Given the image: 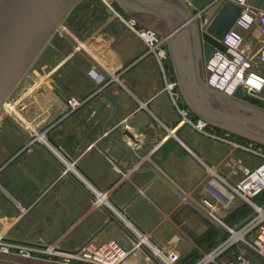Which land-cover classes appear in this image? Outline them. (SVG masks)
Wrapping results in <instances>:
<instances>
[{
  "label": "crops",
  "instance_id": "crops-1",
  "mask_svg": "<svg viewBox=\"0 0 264 264\" xmlns=\"http://www.w3.org/2000/svg\"><path fill=\"white\" fill-rule=\"evenodd\" d=\"M115 1L118 16L101 0L73 7L67 26L80 4L91 2L83 9L91 15L93 2L101 4L102 16L88 23L91 32L82 40L55 35L47 50L58 59L48 69H34L0 117V237L68 251L113 238L130 251L126 264H157L146 251L160 264H197L209 254L214 261L206 264H264L243 241L257 233L242 236L252 210L233 194L242 165L253 168L257 159L183 122L167 87L180 84L173 69L179 59L170 47L182 37L171 39L167 20L175 27L178 13L189 15L183 0H141L149 7L136 8ZM249 3L264 9V0ZM135 28L167 38L162 64ZM243 36L242 48L256 52L257 25ZM181 75L179 105L193 121L222 125L212 119L228 118V111L192 76ZM70 97L81 104L71 108ZM230 156L241 164L227 166ZM255 201L264 204V193ZM107 213L133 237L142 235L140 245L108 222ZM32 258L31 264H60L43 255Z\"/></svg>",
  "mask_w": 264,
  "mask_h": 264
},
{
  "label": "built area",
  "instance_id": "built-area-1",
  "mask_svg": "<svg viewBox=\"0 0 264 264\" xmlns=\"http://www.w3.org/2000/svg\"><path fill=\"white\" fill-rule=\"evenodd\" d=\"M221 1L236 3L242 7V10L233 27L228 30L221 40V43L226 47V51L222 52L215 49L209 58L204 60V82L210 89L230 97L240 87V100L242 102L264 110V71L257 69L258 65H264V9L250 5L248 0ZM206 9L196 12L201 30H204L209 22V19L204 15ZM130 25L135 27V22L131 21ZM254 25H257L260 46L256 52L248 53L242 48L244 42L243 32ZM136 31L145 41L148 53L155 55L162 64L167 55L164 48L167 38L157 35L151 29L138 28ZM93 72V70H90V73ZM93 77L101 79V81L104 79L103 75L96 72H94ZM167 87L183 122L189 123L214 139L229 144L232 150L242 151L257 159V164L253 168L242 165V176L233 187V194L252 210L248 223L241 228L242 236L252 230H257L252 240L243 238L246 249L264 260V204L255 202V199L264 193V145L249 139L239 138L231 131L213 125L204 119L200 118L193 121L190 118L189 110L179 105L180 94L177 91V82L171 81L167 84ZM68 104L74 109L81 104V100L70 97ZM1 113L3 115L7 114L4 108ZM130 144L137 145V143L132 142ZM226 163L230 168H234L235 164H241L240 160H235L233 156H230ZM204 205L212 208L207 200H204ZM137 236L138 239L135 238L138 241L135 244L136 246L140 245V240H143L142 235L137 233ZM14 249L19 250L20 253L13 252ZM26 250L27 254L30 251L43 252L49 256L48 259L57 261L60 264H126L130 253L117 239L113 238L102 242L89 240L72 253H63L49 246L47 250L29 247ZM26 250L18 245L8 244L0 248V251L20 255H25ZM210 261H214V258L209 254L197 264H206ZM225 264L251 263L245 259H240L230 260Z\"/></svg>",
  "mask_w": 264,
  "mask_h": 264
},
{
  "label": "water",
  "instance_id": "water-1",
  "mask_svg": "<svg viewBox=\"0 0 264 264\" xmlns=\"http://www.w3.org/2000/svg\"><path fill=\"white\" fill-rule=\"evenodd\" d=\"M79 1L81 0H0V113L6 101L12 97L21 83L25 80L31 81L29 76L31 69L44 51L51 45L57 33L63 34L68 40L73 42L72 39L63 32L62 26L73 7ZM117 1L126 8H136L135 5L149 7L141 0ZM181 3L184 9L189 12V15L178 13L179 22L175 27H173L168 20L167 23L169 24L172 40H177L178 34H180L182 38L184 36L189 41L192 66L191 76L194 82L204 92L215 96L217 99L227 101L243 113H252L258 117H264L263 109L240 100V87H238L233 96L230 97L210 89L205 84L204 78L198 73L199 54L203 60H206L215 49L222 52L226 51V47L221 43V40L228 30L233 27L242 7L233 2L221 0H183ZM204 8H207L204 15L209 19V22L205 29L201 30L199 28V18L196 16V12ZM192 9L194 10L193 12ZM176 43L175 46L177 47L178 42ZM196 45L197 48L199 47L197 50ZM174 48L175 47H170V50L172 58L176 60ZM174 65L180 81V86L183 88L185 84L176 61H174ZM212 120L221 124L232 123L236 126L238 125L242 129V135L252 134L264 137V133L257 132L232 117L216 118ZM215 125L218 126V124ZM218 127H220V125ZM127 133L130 134L129 132ZM41 149L44 150L43 148ZM157 176H159V174H157ZM107 216L108 222L116 223L134 242H138L111 214L107 213ZM0 241L40 250L48 249L46 245L15 241L4 237H0ZM55 250L63 253L74 252L59 248ZM146 252L151 259L157 264H160L150 252ZM0 260L20 264H31L35 262V258L30 256L3 251H0ZM38 262L40 264H47L42 261ZM0 264L2 263L0 262Z\"/></svg>",
  "mask_w": 264,
  "mask_h": 264
},
{
  "label": "rangeland",
  "instance_id": "rangeland-1",
  "mask_svg": "<svg viewBox=\"0 0 264 264\" xmlns=\"http://www.w3.org/2000/svg\"><path fill=\"white\" fill-rule=\"evenodd\" d=\"M101 1H102V4L107 8V10L111 11L113 15L118 16L119 13L117 11H119V8H118V4L115 0H101ZM254 1H261V0H254ZM249 2H250V0H248V3ZM93 3H94L96 10H94L92 15L87 12V9L83 10L84 7H87L89 4H91V2L83 4V5L80 4L81 6H79V8L75 11V13L68 20V22L70 24H68V26H67L66 25L67 22L63 23V26H62L63 27L62 30H64L63 32H65L66 34L68 33L67 35L69 37L75 36V38H77L79 40H82L83 38H85L91 32V30H90L91 26L88 25V23H90L91 21H94V20L97 21L102 16L101 11H103V10L101 8V4L99 5L95 2H93ZM193 11L194 10L192 9V12ZM71 27H73V28H71ZM56 37H57V39H59V37H62V36H60V34L57 33ZM47 49L44 51L42 56L38 59V61L35 63V65L31 69V71L29 73L30 78H32L31 72L34 69L39 70V68L43 65H46L47 66L46 69H48L49 66H51V64H53L58 59L54 53H52L51 51H49ZM165 66L167 67L168 63ZM26 85H28L27 80L23 81L21 83V85L19 86V88L16 90V92L12 95V97L6 101V104L4 106L5 107L4 110H6V113H9V111L6 109L7 106L9 104L13 105V103L15 102L16 98L18 97L19 93L23 90V88ZM216 101H217L216 103L218 106H221L222 108L226 109V111H228L227 113L230 114V116H227V117H232L234 119H237L243 125H246L247 127L254 129L257 132L264 133V117H262V116L258 117L252 113H249V114L243 113L241 110L237 109L236 107H234V105H231L227 101H224L221 99H217ZM16 111H18V110H16ZM4 116L5 115H3V113H0V117H4ZM32 124H33V122L30 124L27 123L28 126L32 125ZM220 126L225 128V129L230 130L232 133H234L237 136H241L245 139H249V140H252V141H255L257 143L264 145V137H259V136L252 135V134L251 135H242V133H243L241 131L242 129L238 125L236 126L232 123H226V124H222ZM246 209H247V207H246ZM6 245L7 244H5L4 242H0V248L5 247ZM13 252L20 253L19 250H17V249H14ZM25 253H26L25 254L26 256H30V257H38V256H42V255L45 258L49 257L47 254H44L41 252L30 251L29 254H27V250H26ZM8 263L9 262H7V261H3V264H8Z\"/></svg>",
  "mask_w": 264,
  "mask_h": 264
},
{
  "label": "flooded vegetation",
  "instance_id": "flooded-vegetation-1",
  "mask_svg": "<svg viewBox=\"0 0 264 264\" xmlns=\"http://www.w3.org/2000/svg\"><path fill=\"white\" fill-rule=\"evenodd\" d=\"M198 48L196 45V50ZM174 52H175L176 58L179 59V61L177 62V66L179 67V69L181 71L180 74L185 73L186 76L188 74L191 76L192 75L191 49H190L189 41L186 37L183 36L182 42L179 43L177 45V47L175 46ZM173 69L176 72L174 63H173ZM198 73L201 77L204 78V74H205V72H204V60L201 58L200 54L198 56ZM178 85H180V84L177 82V86Z\"/></svg>",
  "mask_w": 264,
  "mask_h": 264
},
{
  "label": "bare ground",
  "instance_id": "bare-ground-1",
  "mask_svg": "<svg viewBox=\"0 0 264 264\" xmlns=\"http://www.w3.org/2000/svg\"><path fill=\"white\" fill-rule=\"evenodd\" d=\"M6 104V103H5ZM5 104H4V106H5Z\"/></svg>",
  "mask_w": 264,
  "mask_h": 264
},
{
  "label": "trees",
  "instance_id": "trees-1",
  "mask_svg": "<svg viewBox=\"0 0 264 264\" xmlns=\"http://www.w3.org/2000/svg\"><path fill=\"white\" fill-rule=\"evenodd\" d=\"M246 206V205H245Z\"/></svg>",
  "mask_w": 264,
  "mask_h": 264
}]
</instances>
